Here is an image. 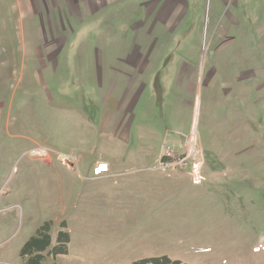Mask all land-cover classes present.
<instances>
[{"label":"rangeland","instance_id":"obj_1","mask_svg":"<svg viewBox=\"0 0 264 264\" xmlns=\"http://www.w3.org/2000/svg\"><path fill=\"white\" fill-rule=\"evenodd\" d=\"M47 222L44 264H264V0H0V264Z\"/></svg>","mask_w":264,"mask_h":264},{"label":"trees","instance_id":"obj_2","mask_svg":"<svg viewBox=\"0 0 264 264\" xmlns=\"http://www.w3.org/2000/svg\"><path fill=\"white\" fill-rule=\"evenodd\" d=\"M185 154H178V158H184ZM164 163L168 159L163 158ZM51 223L47 222L42 227H40L36 234L33 235L24 245L20 252V257L26 260V264H44L45 253L53 257H58L60 255H68V245L71 241L70 234L65 231L67 229L66 223H62V230L58 233L56 240V245L52 247V237H51ZM51 248V249H50ZM132 264H185L180 260L171 259L167 255L150 257L142 260L133 262Z\"/></svg>","mask_w":264,"mask_h":264},{"label":"built area","instance_id":"obj_3","mask_svg":"<svg viewBox=\"0 0 264 264\" xmlns=\"http://www.w3.org/2000/svg\"><path fill=\"white\" fill-rule=\"evenodd\" d=\"M174 153H175L174 150H172L170 148H167L166 152H165V156L163 158L168 159V161L166 163H164L162 161L163 164H165L166 166L176 167V166H183V165H185L187 163V159L188 158H186V157H184V158H175ZM193 156H196V155L193 154ZM199 172H200V165L197 162L195 164V166H194V169H193V178H194V180L198 179ZM109 173H110V167H109L108 164L98 163L94 167V176L95 177H99V176L106 175V174H109Z\"/></svg>","mask_w":264,"mask_h":264}]
</instances>
